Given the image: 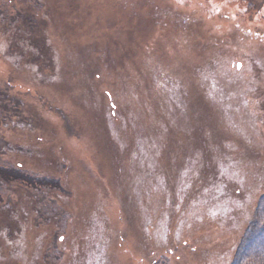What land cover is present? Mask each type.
Here are the masks:
<instances>
[{
    "label": "rangeland",
    "instance_id": "rangeland-1",
    "mask_svg": "<svg viewBox=\"0 0 264 264\" xmlns=\"http://www.w3.org/2000/svg\"><path fill=\"white\" fill-rule=\"evenodd\" d=\"M250 3L0 0V264H230L264 191Z\"/></svg>",
    "mask_w": 264,
    "mask_h": 264
},
{
    "label": "trees",
    "instance_id": "trees-1",
    "mask_svg": "<svg viewBox=\"0 0 264 264\" xmlns=\"http://www.w3.org/2000/svg\"><path fill=\"white\" fill-rule=\"evenodd\" d=\"M245 2L248 7L252 8L251 0H242ZM72 6V5H71ZM82 6H80L81 8ZM41 10V9H40ZM39 10V12H40ZM63 11H66V14L70 15L72 10L68 9V6L63 8ZM38 13V12H37ZM164 13V12H162ZM42 14V12H41ZM8 19L13 20L15 22V26L17 28H21V21L24 22L22 15L15 12L13 15H6ZM67 17V15H66ZM127 24L132 23L130 18L126 17ZM67 26H72V23L68 20ZM73 28L70 32V29H67V33L71 34L75 33L76 24H73ZM22 29V28H21ZM19 49V48H18ZM17 51L19 52L20 50ZM117 52H120V48L117 47ZM49 55H46V57ZM123 65V64H122ZM124 66H122L123 68ZM106 96L109 97L112 102L110 107V114L112 117H116L115 105L118 101H114L109 92H106ZM18 172L22 171L21 169H17ZM20 173V172H19ZM1 174V170H0ZM18 176H16L17 178ZM19 178V177H18ZM230 264H264V191L258 198L256 202V206L253 210V213L250 217V220L247 226L244 228L243 233L236 245L233 257L231 259Z\"/></svg>",
    "mask_w": 264,
    "mask_h": 264
},
{
    "label": "snow or ice",
    "instance_id": "snow-or-ice-1",
    "mask_svg": "<svg viewBox=\"0 0 264 264\" xmlns=\"http://www.w3.org/2000/svg\"><path fill=\"white\" fill-rule=\"evenodd\" d=\"M239 67V66H238Z\"/></svg>",
    "mask_w": 264,
    "mask_h": 264
}]
</instances>
